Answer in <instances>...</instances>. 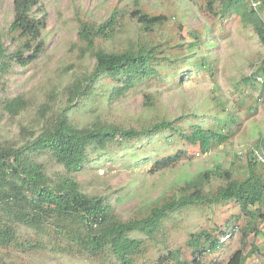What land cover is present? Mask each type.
Listing matches in <instances>:
<instances>
[{
  "label": "rangeland",
  "instance_id": "374dc122",
  "mask_svg": "<svg viewBox=\"0 0 264 264\" xmlns=\"http://www.w3.org/2000/svg\"><path fill=\"white\" fill-rule=\"evenodd\" d=\"M218 4L209 12L203 0H41L32 15L45 17L44 53L25 68L13 64L0 78V144L19 147L62 116L77 128L95 123L141 128L178 117L182 119L175 125L185 132L193 123L223 125L220 132L228 140L206 152L175 133H158L121 146L109 145L73 173L46 154L32 157L44 165L48 176L69 175L83 193L103 197L122 221L143 218L152 208L178 200L195 187L209 198L225 183L218 171L243 180L251 150L264 142V42L239 15H220ZM258 4L251 7L257 8L264 22V3ZM135 10L165 16L167 21L146 31L130 15ZM110 17L109 36L96 34L89 48L80 30L94 31ZM12 18L13 0H0V32L8 53L18 46L8 34ZM193 31L199 35L197 43L188 37ZM97 49L107 53L152 50L161 59L156 77L113 97V89L122 85L103 76L90 93L86 78L94 68L92 52ZM188 54L204 57L209 67L193 70L188 59L168 62ZM17 97L24 107L14 115L5 105ZM177 154L182 156L175 164L152 170L157 160ZM255 170L264 178L262 166L255 164ZM257 209L264 217V206L248 211ZM0 220L8 221L2 210ZM52 226L36 230L15 224L23 248L0 247V264H120L109 251L92 257L73 250L76 245ZM201 232L210 240L222 241L213 249L201 237L199 244L206 247L204 264H225L237 250L243 251L244 264H264V218L250 216L235 202L183 208L162 219L153 236L129 234L143 243L132 264H157L158 257L169 251H176L181 261H190L193 248L188 242ZM31 245L36 248L27 250Z\"/></svg>",
  "mask_w": 264,
  "mask_h": 264
},
{
  "label": "trees",
  "instance_id": "16d2710c",
  "mask_svg": "<svg viewBox=\"0 0 264 264\" xmlns=\"http://www.w3.org/2000/svg\"><path fill=\"white\" fill-rule=\"evenodd\" d=\"M203 1L209 12H212L218 1L220 15H239L245 23L253 27L259 40L264 42V22L259 17L257 8L251 7L255 3H264V0ZM40 4L41 0H13V18L8 34L18 46L8 53L0 32V78L10 71L13 64L25 68L34 64L44 53L42 31L45 28V17L36 18L32 15L33 10H39ZM130 15L146 31H151L167 21L165 16L150 15L141 10L132 11ZM112 29L113 19L110 17L94 31L90 32L83 27L80 34L85 38L87 46L93 48V38L96 34L107 37ZM188 37L193 38L194 43L200 40L198 33L194 31L189 32ZM92 55L95 65L86 78V83L91 84L88 92H92L97 79L110 76L122 85L113 89V97L122 95L134 84L156 77V66L161 61L152 50L107 53L97 49ZM186 59L189 64H193V70L197 67H209L204 57L200 59L189 54L169 59L168 62L183 63ZM80 93L81 91H78L75 95L79 96ZM5 106L16 115L23 109L24 103L17 97L8 100ZM181 119L182 117L160 120L141 128H123L100 123L77 128L62 116L56 118L54 123L43 126L36 136L19 147L0 144V210L8 220H0V247L23 248V244L17 242L14 227L17 223L36 230H42L45 225L51 223L58 235L69 237L72 244L76 245L73 250L78 248L92 257H99L109 251L120 264H132V256L142 250L143 243L128 235L142 233L153 236L162 219L177 210L204 203L235 202L250 216L259 215L264 218L260 209L254 213L248 211L250 207L264 206V178L260 173H256L257 163L253 156H249L247 175L243 180H234L227 171H218V176H224L225 183L209 198L202 194L201 189L195 187L190 194L178 200L152 208L147 216L128 221L115 217L111 206L103 197L83 193L71 176L59 174L54 178L50 177L46 174L44 165L32 158L46 154L67 173H73L80 171L93 160L97 155L95 153L106 150L109 145L121 146L158 133H175L185 142L199 146L202 152H206L212 145H220L228 140V135L220 132L223 125L205 127L203 124L193 123L185 132L175 125ZM255 148L263 150L264 153V142H260ZM181 156L182 154L163 157L154 162L152 170L166 169L175 164ZM232 232L234 229L225 235L230 237ZM205 234L206 232L193 234L188 242L193 248L190 261H181L176 251H169L167 255L158 257L157 264H204L201 258L206 247L199 244L201 237L204 236L205 242H209V248L214 249L217 244L222 243L219 239H208ZM35 248V245H31L26 249ZM244 260L243 251L237 250L225 264H244ZM208 264L219 263L213 261Z\"/></svg>",
  "mask_w": 264,
  "mask_h": 264
},
{
  "label": "built area",
  "instance_id": "2783aa9c",
  "mask_svg": "<svg viewBox=\"0 0 264 264\" xmlns=\"http://www.w3.org/2000/svg\"><path fill=\"white\" fill-rule=\"evenodd\" d=\"M251 153L254 157L255 162L264 168V153L261 150L255 148L251 150ZM228 237L229 235H225L223 237V240Z\"/></svg>",
  "mask_w": 264,
  "mask_h": 264
}]
</instances>
